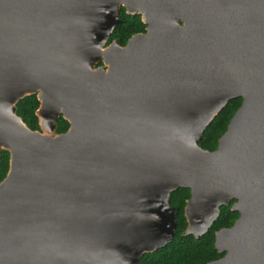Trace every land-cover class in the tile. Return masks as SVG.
Here are the masks:
<instances>
[{
  "label": "water",
  "instance_id": "1",
  "mask_svg": "<svg viewBox=\"0 0 264 264\" xmlns=\"http://www.w3.org/2000/svg\"><path fill=\"white\" fill-rule=\"evenodd\" d=\"M120 6L146 30L105 45ZM35 91L48 132L15 111ZM0 147V264H135L172 239L180 186L196 237L237 198L208 264H264V0H0Z\"/></svg>",
  "mask_w": 264,
  "mask_h": 264
},
{
  "label": "trees",
  "instance_id": "2",
  "mask_svg": "<svg viewBox=\"0 0 264 264\" xmlns=\"http://www.w3.org/2000/svg\"><path fill=\"white\" fill-rule=\"evenodd\" d=\"M118 16L123 20L117 24L108 40L117 38L120 44L135 32L144 31L145 23L141 21L139 14H129L125 7L121 6ZM242 97L231 98L223 108L212 118L205 127L198 141L199 145L213 149L218 137L225 131L226 125L241 104ZM38 99L34 93L27 94L16 103V113L23 118L30 128H37V115L35 110L38 106ZM69 121L61 115L56 120V131H64L68 128ZM9 167V151L3 149L0 154V180L6 175ZM189 196V189L179 187L170 193V203L174 206L176 226L174 237L165 246L153 252L145 253L138 264H207L211 259L220 257L223 252H219L214 246V230L230 225L237 216V211H232L228 206L222 205L220 213L211 226L198 238L192 234L182 235L187 222L183 215L185 199Z\"/></svg>",
  "mask_w": 264,
  "mask_h": 264
},
{
  "label": "flooded vegetation",
  "instance_id": "3",
  "mask_svg": "<svg viewBox=\"0 0 264 264\" xmlns=\"http://www.w3.org/2000/svg\"><path fill=\"white\" fill-rule=\"evenodd\" d=\"M121 7V6H120ZM120 9V8H119ZM126 11V10H125ZM129 14H131V13H129ZM133 14H139L140 15V19H141V21L142 22H144L143 21V19H142V14H140V13H133ZM183 22V20H180V23H182ZM145 23V30H146V25H147V23L146 22H144ZM144 30V31H145ZM144 31H139V32H144ZM112 33V32H111ZM111 35V34H110ZM109 35V36H110ZM109 36H108V38H109ZM108 38H107V40H106V43H105V45H107L112 39H115V38H112L111 40H108ZM127 41V40H126ZM126 43V42H125ZM124 43V44H125ZM124 44H121V45H124ZM104 45V46H105ZM100 64H102V60H99L97 63H95L94 64V67H96V66H98V65H100ZM32 93H34L35 95H36V97H37V99H38V101H39V103H38V106H37V108H36V110H35V113H36V115H37V128H31V129H38L39 131H43L44 132V130L40 127V123H39V116H38V114H37V109H38V107H39V105H40V100H39V98H38V95H37V91H35V92H32ZM32 93H28V94H32ZM27 95V94H26ZM25 96V95H24ZM22 98V97H21ZM19 100V99H18ZM17 100V101H18ZM16 101V102H17ZM15 102V103H16ZM223 108V107H222ZM15 111H16V107H15ZM236 111V110H235ZM234 114V113H233ZM62 116L63 117V115L60 113L58 116H57V118L59 117V116ZM232 117V116H231ZM57 118H56V120H57ZM65 118V117H64ZM56 120H55V127H56ZM230 120V119H229ZM229 122V121H228ZM26 123V122H25ZM228 124V123H227ZM28 126V125H27ZM227 126V125H226ZM65 131V130H64ZM53 132L54 133H60V132H63V131H56V129L54 128V130H53ZM220 137V136H219ZM218 137V138H219ZM217 143H218V140H217ZM199 144V143H198ZM216 146H217V144H216ZM216 146L213 148V149H215L216 148ZM202 147V146H201ZM202 148H204V147H202ZM3 149H6V148H3V147H0V154H1V151L3 150ZM205 149H208V148H205ZM213 149H208V150H213ZM8 150V149H7ZM10 156V155H9ZM9 168V167H8ZM8 171V170H7ZM7 173V172H6ZM3 179V178H2ZM1 179V180H2ZM0 180V181H1ZM180 187H182V186H180ZM177 188H179V187H177ZM176 188V189H177ZM186 188H188L189 189V196L185 199V204H184V207H183V215H184V217H185V214H184V208H185V205H186V200L191 196V189L189 188V187H186ZM176 189H174V190H176ZM174 190H172V191H174ZM171 191V192H172ZM170 192V193H171ZM237 201V198L235 197V196H232V197H230V199H229V201H228V203H221L220 205H219V213H220V208H221V206L222 205H224V206H228L229 207V209L230 210H232V211H237V216H236V218L234 219V221L239 217V215H240V212H239V210L238 209H234L233 208V204H234V202H236ZM169 202H170V199H169ZM171 204V203H170ZM172 205V204H171ZM172 207H173V209H174V206L172 205ZM175 213V212H174ZM219 215V214H218ZM185 219H186V217H185ZM216 219V218H215ZM234 221L230 224V225H225V226H221V227H219V228H217V229H215L214 230V246H215V231L216 230H218V229H220V228H224V227H230L233 223H234ZM186 222H187V219H186ZM214 222V221H213ZM212 222V223H213ZM211 223V224H212ZM176 226V225H175ZM187 226V225H186ZM211 226V225H210ZM209 226V227H210ZM208 227V228H209ZM175 229V228H174ZM182 235H188V234H183V232H182ZM192 235H194V234H192ZM195 236V235H194ZM201 236V235H200ZM199 236V237H200ZM173 237H174V233H173V236H172V239H173ZM196 237V236H195ZM196 238H198V237H196ZM172 239L171 240H169V241H167V242H165L162 246H158V247H156L155 249H153V250H151V251H145V252H143V254L139 257V259L136 261V263L135 264H138L139 263V261H140V259H141V257L145 254V253H147V252H153V251H155L156 249H158V248H161V247H163V246H165L167 243H169V242H171L172 241ZM216 247V246H215ZM218 250V249H217ZM219 252H223V254H224V252L225 251H219ZM222 254V255H223ZM221 255V256H222ZM220 256V257H221ZM220 257H218V258H220ZM218 258H215V259H218ZM215 259H211V260H209L208 262H207V264L210 262V261H212V260H215Z\"/></svg>",
  "mask_w": 264,
  "mask_h": 264
},
{
  "label": "bare ground",
  "instance_id": "4",
  "mask_svg": "<svg viewBox=\"0 0 264 264\" xmlns=\"http://www.w3.org/2000/svg\"><path fill=\"white\" fill-rule=\"evenodd\" d=\"M49 120V118H47V120L43 123V130L44 132H48L49 131V124L47 123V121Z\"/></svg>",
  "mask_w": 264,
  "mask_h": 264
}]
</instances>
